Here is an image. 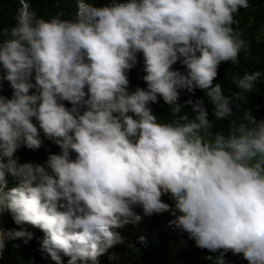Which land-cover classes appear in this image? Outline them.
<instances>
[{"label": "clouds", "instance_id": "obj_1", "mask_svg": "<svg viewBox=\"0 0 264 264\" xmlns=\"http://www.w3.org/2000/svg\"><path fill=\"white\" fill-rule=\"evenodd\" d=\"M17 1L0 42L13 89L0 95V258L41 230L55 264H100L124 230L165 223L218 264H264V120L212 131L230 98L264 89V0L244 39L234 14L249 0H40L47 19ZM246 50L259 68L242 75ZM197 88L217 118L203 99L179 103ZM41 131L53 154L20 163Z\"/></svg>", "mask_w": 264, "mask_h": 264}, {"label": "trees", "instance_id": "obj_2", "mask_svg": "<svg viewBox=\"0 0 264 264\" xmlns=\"http://www.w3.org/2000/svg\"><path fill=\"white\" fill-rule=\"evenodd\" d=\"M27 1L30 4V8H34L41 17L47 19V16L39 9L40 0ZM19 4L20 2L17 0H0V42L5 40L2 33L3 29L10 30L17 24V18H13V16ZM254 13L255 5L253 0H249V7L245 11L234 14V19L237 22L236 28L243 39ZM254 26V32L264 34V29L261 28L258 22L255 21ZM237 66L242 75L253 74L259 68L255 64V60L249 56L247 50L240 54ZM3 72L4 70L0 67V75ZM261 79L264 81V75ZM260 84L262 83L257 78L254 82V87L250 91L247 93L242 92L243 98H230L233 114L223 119L215 116V105L207 97L206 90L197 88L194 94L182 90L179 103L183 104L189 99L193 102L203 99L209 117L218 119L212 128L213 133H221L227 137L233 128L238 129L240 124L247 123L246 117L248 115L254 116L256 120H264V89L260 90L258 94L254 91ZM137 87L146 88V82L144 80L131 79L129 91H135ZM0 95L8 98L13 95V89L7 80L0 81ZM63 103L69 108L65 101ZM187 106L191 105H186L185 107ZM183 113L187 112L182 108L180 114ZM34 123H37L38 126V122L34 120ZM236 134L239 135V132L237 131ZM41 138L43 144L40 149L32 150L22 147L17 151L15 155L20 163H40V159L43 156L53 154L55 143L48 140L42 131ZM50 144L52 145L51 151H49ZM13 187L16 186H7L9 189ZM6 216V221L12 222V226L7 225L6 228H24V225H14L10 214L6 213ZM140 228L141 226L124 230V233L126 232V237L124 238L126 239L121 240L110 248L105 253L107 257L100 264H218L215 262V257L211 251L208 249L203 251V249L197 247L194 239L188 238L185 241V235L175 226L167 227L165 223H160L155 226L144 225L139 231ZM42 237V231L37 230L27 242L23 239L9 242L3 257L0 258V264H55L50 256L42 252L40 246ZM14 245H19V247ZM68 259V257H64V264H67Z\"/></svg>", "mask_w": 264, "mask_h": 264}, {"label": "rangeland", "instance_id": "obj_3", "mask_svg": "<svg viewBox=\"0 0 264 264\" xmlns=\"http://www.w3.org/2000/svg\"><path fill=\"white\" fill-rule=\"evenodd\" d=\"M0 220H1V217H0ZM2 225H3V223H2ZM2 225H0V226H2Z\"/></svg>", "mask_w": 264, "mask_h": 264}]
</instances>
